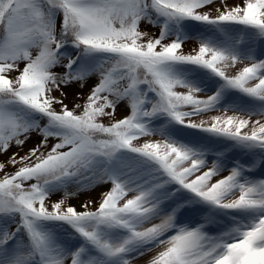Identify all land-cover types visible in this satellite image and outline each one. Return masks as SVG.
I'll return each instance as SVG.
<instances>
[{
	"label": "snow or ice",
	"instance_id": "obj_1",
	"mask_svg": "<svg viewBox=\"0 0 264 264\" xmlns=\"http://www.w3.org/2000/svg\"><path fill=\"white\" fill-rule=\"evenodd\" d=\"M34 137L0 264H264V0H0V155Z\"/></svg>",
	"mask_w": 264,
	"mask_h": 264
},
{
	"label": "rangeland",
	"instance_id": "obj_2",
	"mask_svg": "<svg viewBox=\"0 0 264 264\" xmlns=\"http://www.w3.org/2000/svg\"><path fill=\"white\" fill-rule=\"evenodd\" d=\"M227 3L231 6V5H235V4L240 3V0H227ZM217 6H219V5H217ZM58 25H59V21H58ZM141 30L147 31L149 34H151L153 36L156 35L158 32V30L156 28H154L151 25H148L146 23L141 25ZM196 48H198V40L197 39H189L184 44V51L186 53L191 52L193 49H196ZM256 53H257V55H259V44L256 45ZM245 63H247V61H245ZM22 66L23 65H21V67ZM242 66L243 65H238V67H242ZM57 71H62V69L58 68ZM95 82H96V78L93 77V79H91L89 81V85L82 88V89L76 84L71 85L68 88L63 89L64 92L67 93V95L65 97V103L69 106V108H72L77 103L82 104L84 102V98H86V96L88 95L89 87L91 86V84H93ZM206 94H211V93L210 92L209 93H201V95H206ZM55 95L59 96L60 93L57 92V93H55ZM56 107H57V110H59L60 106L57 105ZM230 113L232 115L233 114H240V113H233V112L229 111L228 114H230ZM221 114H223L222 110L218 111V112H214V113H208V114L201 116V117H194V119H197V120L208 119L212 115H221ZM125 115H127V109L125 106L121 105L120 107L117 108L115 118L120 119ZM104 122L108 123V120L106 119ZM159 138L160 137H158V136L152 137V139H159ZM35 142H36V138L34 137L33 140L29 141L22 149H17L15 147H13L9 153H7L5 155H0V162L7 161L8 157L12 154V152L18 151L20 153V155H24L35 144ZM241 159H245V157L241 156ZM6 170L8 172H14L15 171V169L12 167H8ZM2 174L3 173H0V175H2ZM224 174H226V173H224ZM106 188H107V185H102L100 187H97L95 189V191L90 192L86 195H81L78 198H74V199L70 200L69 203L74 204L77 206V208H79L80 204L86 200L98 202L100 193L102 191L106 190ZM61 195L62 194H60V193L53 194L50 197V201H56V200L60 199ZM93 206L95 207L96 205L94 204ZM153 254L154 253H152V252L146 253L144 256L135 260L134 264H147V261L150 259V257Z\"/></svg>",
	"mask_w": 264,
	"mask_h": 264
},
{
	"label": "trees",
	"instance_id": "obj_3",
	"mask_svg": "<svg viewBox=\"0 0 264 264\" xmlns=\"http://www.w3.org/2000/svg\"><path fill=\"white\" fill-rule=\"evenodd\" d=\"M143 31V30H142ZM151 35V34H150ZM228 114V113H227ZM228 115H232L231 113L230 114H228ZM195 120H197V119H195ZM198 121V120H197ZM50 202H52V201H50Z\"/></svg>",
	"mask_w": 264,
	"mask_h": 264
}]
</instances>
